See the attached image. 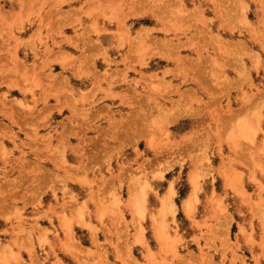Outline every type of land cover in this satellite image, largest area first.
<instances>
[{
	"label": "rangeland",
	"instance_id": "obj_1",
	"mask_svg": "<svg viewBox=\"0 0 264 264\" xmlns=\"http://www.w3.org/2000/svg\"><path fill=\"white\" fill-rule=\"evenodd\" d=\"M0 264H264V0H0Z\"/></svg>",
	"mask_w": 264,
	"mask_h": 264
},
{
	"label": "bare ground",
	"instance_id": "obj_2",
	"mask_svg": "<svg viewBox=\"0 0 264 264\" xmlns=\"http://www.w3.org/2000/svg\"><path fill=\"white\" fill-rule=\"evenodd\" d=\"M108 4H109V3H108ZM111 4H112V2H111ZM112 5H113V4H112ZM86 62H87V61L84 60V63H86ZM48 90H50V89H48ZM48 90H47V91H48ZM46 93H47V92H46ZM66 94H67V93H66ZM65 96H66V95H65ZM66 97H67V96H66ZM71 97H72V96H70V98H71ZM73 102H74V101H73ZM238 126H239V125H238ZM239 127H240V126H239ZM243 129H245V128H243ZM239 130H240V131L242 130V126H241V128L238 129V131H239ZM254 130H255V129H254ZM240 131H239V132H240ZM246 131H247V130H246ZM251 131H253V130L251 129ZM247 133H248V131H247ZM247 133H246V135H247ZM254 134H255V133H254ZM247 138H248V136H247ZM232 140H234V137L232 138ZM195 172H196V171H195ZM193 174H194V173H193ZM193 177H194V175H193ZM135 199H137V198H135ZM135 199H134V200H135ZM138 201H139V200H138ZM78 209H79V207H78Z\"/></svg>",
	"mask_w": 264,
	"mask_h": 264
}]
</instances>
